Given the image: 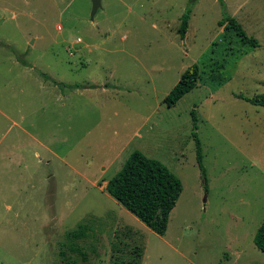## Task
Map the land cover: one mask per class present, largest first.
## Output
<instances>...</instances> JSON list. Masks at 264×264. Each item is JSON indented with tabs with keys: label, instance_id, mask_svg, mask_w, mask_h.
<instances>
[{
	"label": "rangeland",
	"instance_id": "obj_1",
	"mask_svg": "<svg viewBox=\"0 0 264 264\" xmlns=\"http://www.w3.org/2000/svg\"><path fill=\"white\" fill-rule=\"evenodd\" d=\"M223 1L102 0L92 17V0H0V264H112L115 246L141 264H264V107L236 96L264 93V0ZM194 63L198 85L168 106ZM135 150L182 181L164 235L105 188Z\"/></svg>",
	"mask_w": 264,
	"mask_h": 264
},
{
	"label": "trees",
	"instance_id": "obj_2",
	"mask_svg": "<svg viewBox=\"0 0 264 264\" xmlns=\"http://www.w3.org/2000/svg\"><path fill=\"white\" fill-rule=\"evenodd\" d=\"M220 1L224 3L223 0ZM191 12V8H188L181 17L180 26L177 31L181 38H184L189 30ZM218 23L225 30L231 28L239 37L242 45L251 48L260 46L259 40L249 35L236 17L225 13ZM199 78L200 66L198 63H194L182 73L177 84L165 97V103L168 106H174L182 97L198 85ZM46 79L50 80L51 77L46 75ZM54 83L57 84L58 82L54 80ZM69 86L74 88L79 85L70 84ZM236 96L254 105L264 107V93L252 96L236 94ZM192 115L194 128L197 129L198 117L196 109L192 110ZM194 137L197 142V160L202 174L205 176L201 143L195 132ZM105 188L115 199L154 232L164 235L168 229L170 214L183 191V184L181 179L163 162L148 157L141 150H135L126 160L121 170L107 182ZM254 242L264 253V222L258 228ZM114 250L118 255L113 257L112 264L142 263L143 249H139L137 246L126 250L124 254L122 253L124 249H121L119 246H115ZM122 255L126 257L130 256V258L128 257V259L124 260L121 258Z\"/></svg>",
	"mask_w": 264,
	"mask_h": 264
},
{
	"label": "water",
	"instance_id": "obj_3",
	"mask_svg": "<svg viewBox=\"0 0 264 264\" xmlns=\"http://www.w3.org/2000/svg\"><path fill=\"white\" fill-rule=\"evenodd\" d=\"M93 1V10H92V17H94L95 13L97 12L98 8L101 6L102 0H92Z\"/></svg>",
	"mask_w": 264,
	"mask_h": 264
},
{
	"label": "built area",
	"instance_id": "obj_4",
	"mask_svg": "<svg viewBox=\"0 0 264 264\" xmlns=\"http://www.w3.org/2000/svg\"><path fill=\"white\" fill-rule=\"evenodd\" d=\"M81 42H82V39L79 37V38L76 40L75 44H78V43H81ZM69 53H70L71 55H74V51H73L72 46L69 48Z\"/></svg>",
	"mask_w": 264,
	"mask_h": 264
}]
</instances>
